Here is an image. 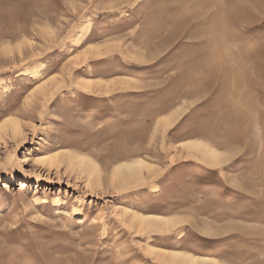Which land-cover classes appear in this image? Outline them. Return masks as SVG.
<instances>
[{"label":"rangeland","instance_id":"374dc122","mask_svg":"<svg viewBox=\"0 0 264 264\" xmlns=\"http://www.w3.org/2000/svg\"><path fill=\"white\" fill-rule=\"evenodd\" d=\"M263 75L264 0H0V264H264Z\"/></svg>","mask_w":264,"mask_h":264},{"label":"bare ground","instance_id":"6f19581e","mask_svg":"<svg viewBox=\"0 0 264 264\" xmlns=\"http://www.w3.org/2000/svg\"><path fill=\"white\" fill-rule=\"evenodd\" d=\"M214 25H217L216 22ZM177 115L178 113H170L168 115L166 114V116H164L161 120L159 119L158 124L162 126L171 124L170 126H172ZM184 143H185L184 147L187 149L188 153H194V154L198 153L195 155H199L200 157H202V159L205 162L212 165L213 167H215L214 165L219 166V164H222L223 158L225 156L222 154L221 151L211 146L210 144L202 142V141H191V140L186 141ZM88 160L90 162H88ZM79 161L80 162L87 161L88 163H90L89 164L91 165L90 167L94 168L93 170L97 169V164L93 162L92 160H90L89 158L80 156ZM144 170L150 172L151 166L143 158H135L133 160L125 161V162L115 165L112 172H113V177L119 178L120 185H122L120 188H123L127 185L135 184L136 182L141 180L143 178ZM8 182L10 184H15L16 180L14 176H9ZM180 221H181L180 219L174 216L163 218V217H157V216H147V214H143L140 217H138V223H139L140 228L153 227V228H159L162 230H169L171 228H174L176 225H178ZM172 258L176 260L178 264H223L216 258L201 257V256L190 254V253L189 254L188 253L186 254L175 253L173 254Z\"/></svg>","mask_w":264,"mask_h":264}]
</instances>
